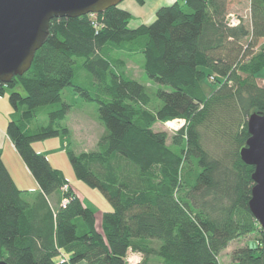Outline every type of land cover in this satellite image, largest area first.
<instances>
[{
	"label": "trees",
	"instance_id": "obj_1",
	"mask_svg": "<svg viewBox=\"0 0 264 264\" xmlns=\"http://www.w3.org/2000/svg\"><path fill=\"white\" fill-rule=\"evenodd\" d=\"M237 3L176 0L135 28L118 5L49 22L29 70L0 83L1 96L10 90L6 135L40 189L33 196L20 189L0 152V260L127 264L131 250L142 255L138 264H218L231 241L259 227L248 208L253 166L239 150L249 115L264 112V86L256 82L264 44L248 60L264 38V0H249V25L240 19L230 26L226 17ZM138 56L147 78L169 87L157 89L154 110L126 72L123 58L136 63ZM211 77L216 88L206 94L201 82ZM68 95L71 103L77 96L97 105L104 133L93 151L77 155L70 146L62 123ZM39 117L45 122L34 126ZM175 120L184 123L168 143L167 132L154 127ZM52 137L75 178L109 204L100 231L93 207L32 146ZM231 261L264 264L262 238L235 249Z\"/></svg>",
	"mask_w": 264,
	"mask_h": 264
},
{
	"label": "water",
	"instance_id": "obj_2",
	"mask_svg": "<svg viewBox=\"0 0 264 264\" xmlns=\"http://www.w3.org/2000/svg\"><path fill=\"white\" fill-rule=\"evenodd\" d=\"M122 0H0V83L29 70L35 52L48 34L53 18L74 19L102 13ZM249 137L239 150L241 160L253 166L248 208L262 230L264 250V112L247 119ZM0 264H7L0 260Z\"/></svg>",
	"mask_w": 264,
	"mask_h": 264
},
{
	"label": "rangeland",
	"instance_id": "obj_3",
	"mask_svg": "<svg viewBox=\"0 0 264 264\" xmlns=\"http://www.w3.org/2000/svg\"><path fill=\"white\" fill-rule=\"evenodd\" d=\"M121 2L119 4H121ZM248 6H249V0H238V3L234 5L231 10V12L236 14L246 25H249ZM140 7L141 5L138 6L136 11H142ZM92 14H96V13H92ZM263 44H264L263 41L259 42V44L256 47L257 51H260L261 46ZM123 59L126 63L125 66H126L127 75L143 85L145 92L149 97L148 108L150 110H154L156 107L160 106L161 102L156 98V91L159 87L160 88L164 87L167 90L169 89V87L158 85L147 78L144 71L141 69L139 65V60L141 59V56L137 57L138 62L136 63H132L127 58H123ZM263 75H264V69H261V71L256 75L257 76L256 82L261 86H264ZM259 78H261V81ZM214 84L215 82L210 80V78H207L201 82V86L206 94L211 93V91H213L216 88V85ZM16 89L24 93L23 89L20 86L16 87ZM9 93L10 90L6 89L5 94L0 96V126L1 127H5L7 125L8 116L10 111L12 110L8 102ZM74 98L75 99H73L71 103L69 100L70 96L69 95L67 96V99L69 100L68 102L71 104V106L69 112L67 113L62 123L68 129L70 146L74 151V153L78 155L83 152L93 151L96 148V142L98 141L99 137L104 133V128L99 123L97 118L98 115L97 105L92 102H86L82 100V98H79L77 96H75ZM45 120L46 117H39L36 120V122L33 123V125L35 126L38 123L45 122ZM183 123H184L183 121H179L176 123L169 124L172 125V127H168L167 125H163V124H156L154 130L157 131L161 130L167 132L168 134L167 142L169 143V138L174 134L176 130L182 127ZM60 141L61 140L59 138L52 137V138L36 141L32 144V146L36 151L48 153L47 157L50 161V164L54 168L59 169L62 172L65 179L68 181V183L72 184L73 188L80 193L81 197L85 199L84 204L85 205L89 204L91 207H93L97 225L100 226V222H99V219H101L100 212L102 213L103 210L106 209L105 206L108 205L109 207V204L105 201V199L97 189L91 188L88 185H86L84 182L77 180L75 178V175L69 164L67 155L65 151L61 149ZM205 144L209 148H212L211 139L206 140ZM3 148H4L3 160L5 161L6 165H9V168L13 171L14 181L19 185L22 181L21 179H19V177L25 178L27 176L26 175L27 172L25 171V169H23L24 168L23 162L21 161V159H19L20 163H17L18 159L16 158H19V155L15 153L12 144L10 147V145H8V142H6ZM29 176L34 181L30 173ZM32 186H28L27 184L21 185V187L25 189H30L32 188ZM261 238H262V230L259 226L249 234L245 236H241L231 241L228 244L227 248L221 251L220 254L218 255L217 257L218 264H232L231 253L235 249L247 245L248 243H250V245H254L255 243L259 244V240ZM55 259L58 260V257H56Z\"/></svg>",
	"mask_w": 264,
	"mask_h": 264
},
{
	"label": "crops",
	"instance_id": "obj_4",
	"mask_svg": "<svg viewBox=\"0 0 264 264\" xmlns=\"http://www.w3.org/2000/svg\"><path fill=\"white\" fill-rule=\"evenodd\" d=\"M174 2H176V0H141V1H139V0H122L121 4H119L118 7L121 8V9H124L125 11H127L130 14V20L128 22V27L129 28H135V27H137V26H139L141 24L148 25V24L152 23L154 18H155V12H156V10L158 8H160L162 6L172 5ZM140 5H141L140 9H142V11H136L138 6H140ZM133 19H134V21H133ZM262 41L264 42V38L260 39V42H262ZM256 51L257 50H253L252 55L248 58V60L252 56H254L255 53H257ZM263 77H264V75H263ZM259 79L261 81V78H259ZM5 131H6V126L5 127H1L0 126V142H1L0 152H1L2 160H3V149H4L3 147L5 146L6 142H8V145H10V147H11V144H12L11 141L8 139ZM38 152H40V151H38ZM15 153H16V151H15ZM14 159H15V156H14ZM16 159H18L17 163H20V160H19L20 157L16 158ZM3 162H4L5 166L7 167L10 175L13 178V171L9 168V165H6L4 160H3ZM23 167H24L23 169H25V171L27 172V174H26L27 176L25 178L19 177V179H21L22 181L19 184L20 186L15 182L16 185L22 190L29 191L32 196L35 195V194H38L40 192V189H39L38 185L36 184V182H34L30 178L29 172H28V170H26V167H25L24 163H23ZM13 180H14V178H13ZM25 184H27L28 186H32V185L33 186L30 189H25V188L21 187V185H25ZM70 185L73 188L72 184H70ZM74 191L79 196V198L82 200V202L84 203L85 199H83L81 197L80 193L77 190L74 189ZM87 206H90V205L87 204ZM105 208L106 209L103 210V211H109L110 206L108 207V205H107V206H105ZM102 213L100 212V216H102ZM99 222L101 224V219H99ZM95 225H96L97 230L100 231L101 230V225L98 226L96 220H95ZM77 264H88V263L85 262V261H80Z\"/></svg>",
	"mask_w": 264,
	"mask_h": 264
},
{
	"label": "built area",
	"instance_id": "obj_5",
	"mask_svg": "<svg viewBox=\"0 0 264 264\" xmlns=\"http://www.w3.org/2000/svg\"><path fill=\"white\" fill-rule=\"evenodd\" d=\"M226 19H227L228 24L230 26H236V25L240 24V18L234 13L228 14ZM92 25L94 27L98 26L97 23H94V22H92ZM253 50H257L256 47L253 48ZM210 80H213V78L211 77ZM176 122H179V120L178 121L177 120L172 121V123H176ZM167 124H170V123L168 122ZM168 127H172V125H169ZM63 203H65V202H63ZM141 256L142 255L139 252H133V251L129 250L127 252V254H126L125 261H126L127 264H138L140 262V260H141ZM67 261H68L67 257L61 256L60 260H59V263L60 264H66Z\"/></svg>",
	"mask_w": 264,
	"mask_h": 264
},
{
	"label": "bare ground",
	"instance_id": "obj_6",
	"mask_svg": "<svg viewBox=\"0 0 264 264\" xmlns=\"http://www.w3.org/2000/svg\"><path fill=\"white\" fill-rule=\"evenodd\" d=\"M169 126V124H167Z\"/></svg>",
	"mask_w": 264,
	"mask_h": 264
},
{
	"label": "clouds",
	"instance_id": "obj_7",
	"mask_svg": "<svg viewBox=\"0 0 264 264\" xmlns=\"http://www.w3.org/2000/svg\"><path fill=\"white\" fill-rule=\"evenodd\" d=\"M180 121H182V120H180Z\"/></svg>",
	"mask_w": 264,
	"mask_h": 264
}]
</instances>
